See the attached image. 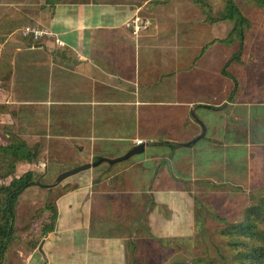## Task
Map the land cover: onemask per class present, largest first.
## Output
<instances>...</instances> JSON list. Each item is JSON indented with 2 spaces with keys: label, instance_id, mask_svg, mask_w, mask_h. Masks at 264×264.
I'll return each mask as SVG.
<instances>
[{
  "label": "crops",
  "instance_id": "crops-1",
  "mask_svg": "<svg viewBox=\"0 0 264 264\" xmlns=\"http://www.w3.org/2000/svg\"><path fill=\"white\" fill-rule=\"evenodd\" d=\"M46 4L48 36L0 55V148L21 142L37 152L33 163L18 164L15 177L50 176L42 188L55 195L57 218L48 235L55 239L42 243L45 256L58 264V254L78 255L81 244L89 247L83 260L92 261L82 264H127L133 248L138 251L131 241L136 231L149 230L166 252L176 241H192L199 191L221 195L222 186L240 182L249 188L251 164L264 165V48L248 54L250 63L239 59L244 37L237 38L235 55L224 48L235 41L233 30L225 38L216 30L228 22L223 14L209 22L214 31H193L189 23L186 30L170 29L176 5L184 8L181 23L188 22L189 0ZM137 146L144 152L55 185L65 172L122 158ZM76 199L81 203L69 221L60 210ZM83 215L91 218L87 226ZM59 232H65L61 247Z\"/></svg>",
  "mask_w": 264,
  "mask_h": 264
},
{
  "label": "rangeland",
  "instance_id": "rangeland-1",
  "mask_svg": "<svg viewBox=\"0 0 264 264\" xmlns=\"http://www.w3.org/2000/svg\"><path fill=\"white\" fill-rule=\"evenodd\" d=\"M46 1L47 0H0V3H5L3 6L0 5V17L3 20L2 22H5L0 23V44L6 42L8 46L7 48L5 47L6 49H3V51H0L1 56L5 55L7 52H11L14 46L21 45L24 48L27 44L34 45L39 42L30 38H23L21 31L28 26L44 29L43 25L45 20L51 15V8L47 6ZM228 1L229 0H189L191 5L190 8L188 9L185 6V16H187L188 22L184 20L183 24L181 23V17L177 15H181L184 8L176 5V7L172 9L175 11V18L172 20V25L170 24L169 28L186 30V24L189 23V26L191 25V30L195 29V31L201 30L203 32H208L211 29V31H214L215 27L210 28V23H212L211 21L214 20V17H218L219 14H225ZM233 2L234 4H238L236 6H238L237 8L242 17L246 20V23L243 25L244 48L242 46L243 53L239 55V59L250 63L248 54H253L254 50L259 47L264 48V44L259 45L260 38L264 37V8L256 6L253 1L233 0ZM204 16L208 19V23H204ZM247 22H249V25ZM219 26L221 30L220 27H216V30L222 31L223 38L227 37L234 29V24L231 22H222ZM230 37L235 43L224 46V48L232 49L233 51L231 53L235 55L239 47V40H237L239 34L234 32ZM224 76L235 83V88H239L238 80L236 77L232 76L230 72L224 71ZM233 82H229V84L233 85ZM31 99H36V97H31ZM46 157H48V153H46ZM46 161H48L47 169L50 166V170H53L56 166L55 161L49 157ZM260 162L261 160L258 162L254 161L253 165L251 164L250 170L252 176L250 177L249 188L242 182H240L238 186H236V184L231 185V188L224 185L222 186L221 195L207 190L202 193V190L199 189L200 191L196 200L198 207L195 214L196 218H194L198 231L196 235L192 237V241H176L175 244L170 246L169 251L166 252L159 242H155L156 237L154 235L152 236L149 230H143L141 232L136 231L137 236L131 239V241H137L138 251L134 253L136 247L133 248V254H130V260H128L127 264H168L174 257H179L191 262L199 257L206 258L209 256L215 258L219 264H231V258L224 246L220 244L219 238H212L211 234L224 229L229 224L240 222L243 219L245 210L258 203L260 197L259 192L264 189V165H258ZM49 178L50 176L46 177L44 181H41L38 177L35 179L39 181L41 185L47 186V184L51 182ZM68 188H70V185L64 187L62 190L66 191ZM44 191L42 187L32 185L19 196L15 206L17 236L9 248L3 264H57V259H47L45 256L46 252L44 253L41 248L42 243L47 244L48 241H54L55 237L53 235L48 237V235L51 233L49 227L52 226L53 222L56 223L53 219V210L48 207L54 206L55 195L49 198L50 190L46 189V194H44ZM212 194L214 195L212 196ZM80 203L81 200L78 201L76 199L71 207L67 208L64 206L60 210L62 216H66V219L70 218V221V215L73 211H76V207H78ZM139 216L138 214L136 217ZM82 218L85 220L82 221L85 226L91 221V218L87 221V217L84 215ZM23 229L26 230L24 231ZM203 229L208 231V234L204 233V235H200ZM114 232H112V236ZM130 232L131 231L125 232L127 237L130 235ZM132 233L133 232H131V234ZM64 234L65 232H59L57 237L61 239L59 240L60 247L65 238ZM72 234L75 233L70 231L69 237H66L70 239ZM87 235H89L88 232ZM130 236H133V234ZM197 238H202L203 240L198 242ZM86 239L87 237L85 240ZM109 240H112V238ZM205 242L209 244V247H200V245ZM33 243H38L36 248L33 246ZM214 244L216 246H214ZM74 245L76 247V244ZM85 248L86 251H89L88 246L86 247L79 244V247L76 248L77 250H81L78 252V255L73 250L71 253L64 251L58 254L62 262H58V264H82L85 261L91 263L90 256L85 260H83L81 256ZM111 249L114 251L116 250L115 246H111ZM69 256L81 259L73 261L70 260ZM42 258L45 259L42 260Z\"/></svg>",
  "mask_w": 264,
  "mask_h": 264
},
{
  "label": "trees",
  "instance_id": "trees-1",
  "mask_svg": "<svg viewBox=\"0 0 264 264\" xmlns=\"http://www.w3.org/2000/svg\"><path fill=\"white\" fill-rule=\"evenodd\" d=\"M60 1L47 0L48 4H52L53 7ZM250 1H253L256 6L264 8V0ZM223 21L234 23L232 34L238 33V38L242 40L244 37L243 25L246 20L233 0L228 1ZM37 158V152L21 142H15L12 147L0 148V181L13 178L8 185L0 184V264L4 263L8 250L17 236L15 206L19 196L32 185L46 188L36 181V176L32 172H28L20 178L15 177L18 164L33 163ZM259 193L258 203L245 210L240 222L229 224L224 229L211 234L212 238H219L220 244L224 246L231 258V264H264V189ZM48 207L53 210V219L56 222L57 210L54 206ZM54 227L55 223L53 222L49 230L53 231ZM204 233L208 234V231L203 229L200 235H204ZM202 240V238H197L198 242ZM201 246L208 248L209 244L205 242ZM214 246L216 245L214 244ZM168 264H219V262L210 256L199 257L191 262L174 257Z\"/></svg>",
  "mask_w": 264,
  "mask_h": 264
},
{
  "label": "water",
  "instance_id": "water-1",
  "mask_svg": "<svg viewBox=\"0 0 264 264\" xmlns=\"http://www.w3.org/2000/svg\"><path fill=\"white\" fill-rule=\"evenodd\" d=\"M144 149H145L144 146H137V147H135L133 150H131L127 155H125L122 158H119V159H116V160L99 159L97 162H95L93 164H87V165L81 166L79 168H76L74 170L65 172V173L61 174L57 178V181H56V184L55 185L60 184L63 180H65L66 178H68L70 176H73V175H75L77 173H80L82 171L88 170L90 168L96 167V166H98L99 164H101V163H103L105 161H107L109 163H116V162H120V161L127 160V159H129L130 157H132L135 154L143 153L144 152Z\"/></svg>",
  "mask_w": 264,
  "mask_h": 264
},
{
  "label": "built area",
  "instance_id": "built-area-1",
  "mask_svg": "<svg viewBox=\"0 0 264 264\" xmlns=\"http://www.w3.org/2000/svg\"><path fill=\"white\" fill-rule=\"evenodd\" d=\"M21 35L23 38H30V39L35 40V41H40L43 38H45L46 36H48V32L43 28L28 26L21 31ZM6 44H7L6 42L4 44H0V51H3V49H6L8 47ZM2 94H3V88H2V84L0 82V105H2V100H1ZM137 144L142 145L143 142L138 141Z\"/></svg>",
  "mask_w": 264,
  "mask_h": 264
}]
</instances>
